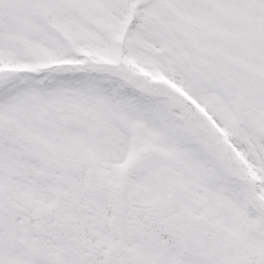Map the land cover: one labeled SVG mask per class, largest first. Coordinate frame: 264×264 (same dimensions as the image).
Here are the masks:
<instances>
[{
	"label": "snow or ice",
	"instance_id": "6c2138e0",
	"mask_svg": "<svg viewBox=\"0 0 264 264\" xmlns=\"http://www.w3.org/2000/svg\"><path fill=\"white\" fill-rule=\"evenodd\" d=\"M0 264H264V0H0Z\"/></svg>",
	"mask_w": 264,
	"mask_h": 264
}]
</instances>
